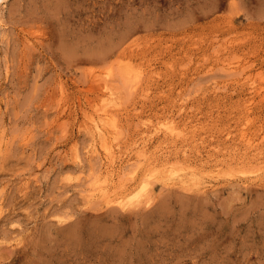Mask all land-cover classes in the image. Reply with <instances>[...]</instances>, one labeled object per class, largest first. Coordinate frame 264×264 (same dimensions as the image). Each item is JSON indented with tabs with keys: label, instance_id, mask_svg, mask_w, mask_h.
Listing matches in <instances>:
<instances>
[{
	"label": "rangeland",
	"instance_id": "rangeland-1",
	"mask_svg": "<svg viewBox=\"0 0 264 264\" xmlns=\"http://www.w3.org/2000/svg\"><path fill=\"white\" fill-rule=\"evenodd\" d=\"M0 264H264V0L1 1Z\"/></svg>",
	"mask_w": 264,
	"mask_h": 264
},
{
	"label": "bare ground",
	"instance_id": "bare-ground-1",
	"mask_svg": "<svg viewBox=\"0 0 264 264\" xmlns=\"http://www.w3.org/2000/svg\"><path fill=\"white\" fill-rule=\"evenodd\" d=\"M1 1H5V0H0ZM105 82V81H104ZM106 83V82H105ZM105 86V85H104ZM110 88V86H108ZM104 88L107 89V87L105 86ZM114 91V90H113ZM108 92V91H107ZM112 92V91H111ZM114 93V92H113ZM113 93L108 92L107 93H103L102 94V110L101 113H94L92 114L93 116L90 117V122L86 123V126L89 125L88 128V132L90 134L89 138L91 137V142H92V146L95 148L96 145L100 146L106 153H110V146H109V133H111L112 131L110 129L114 128V119L112 117V110L113 108H116V106H118V102L117 101V97H115V95L117 96V93L113 96ZM119 95V94H118ZM119 99V98H118ZM101 106V105H100ZM99 106V107H100ZM98 109V108H97ZM111 131V132H110ZM111 140V139H110ZM95 145V146H94ZM91 149V148H90ZM76 153V152H75ZM107 154V155H108ZM76 159V158H75ZM77 160V159H76ZM75 160V161H76ZM113 160V159H112ZM79 161V160H78ZM142 161V160H141ZM155 162V161H154ZM182 166V165H181ZM110 167V166H109ZM173 167V166H171ZM112 169V168H111ZM168 170V169H167ZM171 172V171H170ZM112 173V172H111ZM199 173V172H197ZM109 173L106 172L101 178L104 179V181L106 180V177H109L108 175ZM191 176H196L195 172H191L190 173ZM220 175V174H219ZM199 177V174L198 176ZM215 177V176H214ZM100 178V179H101ZM176 179L177 181H183L185 179V175L182 173L181 174H176V173H172L167 177V179ZM102 179V180H103ZM196 179V178H195ZM99 180V179H98ZM101 181V180H100ZM103 181V183H104ZM174 182V181H173ZM192 182V181H190ZM105 184V183H104ZM103 184V185H104ZM141 190H145L146 187L148 186L149 182H147V180H142L141 181ZM152 184V183H151ZM149 184V186L151 185ZM193 184V183H192ZM139 186V185H138ZM173 186V185H172ZM187 186V185H186ZM99 187V184H98ZM183 188V187H182ZM192 188V187H191ZM106 189V188H105ZM109 191V190H108ZM99 193V192H98ZM122 193V192H121ZM110 194V193H109ZM143 194V193H142ZM141 195V194H140ZM148 195V194H147ZM103 196V195H102ZM146 196V195H144ZM143 196V197H144ZM114 197V196H112ZM119 198V197H118ZM110 201V198H107ZM152 199V197H151ZM140 202V201H139ZM136 204V203H135ZM142 204V203H141ZM144 204V203H143Z\"/></svg>",
	"mask_w": 264,
	"mask_h": 264
}]
</instances>
